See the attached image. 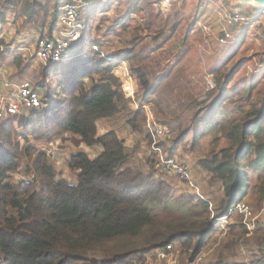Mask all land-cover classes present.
<instances>
[{
  "label": "trees",
  "instance_id": "16d2710c",
  "mask_svg": "<svg viewBox=\"0 0 264 264\" xmlns=\"http://www.w3.org/2000/svg\"><path fill=\"white\" fill-rule=\"evenodd\" d=\"M139 2L131 0L127 12L134 13ZM8 11L28 23H44L50 16L47 38H52L60 12L59 7L47 12V5L39 0H0V23L6 21ZM94 28L88 17L72 58L64 64V77L59 78L62 62L43 67L34 77L33 87L43 93L40 107L0 120L4 121L0 124V264H134L135 256L170 243L193 261L218 229L213 216L224 215L248 194L264 201V94L259 100L253 97L254 85L248 82L235 100L227 102L224 91L234 69L215 72L216 87L207 90V97L215 98L206 104L204 116L212 117L220 107L237 102L240 105L232 113L241 114L221 125L226 146L198 161L211 184L218 185L219 196L211 203L194 198V193L176 196L174 179L165 178L173 176L154 168L153 159L147 172L137 171L127 162L130 151L115 130L98 133L97 122L121 109L133 131L145 121L142 109H129L114 73L121 62L128 63L139 102L151 101L152 81L145 58L135 50L139 43L135 37L105 58ZM164 34L160 30L152 40H167L169 35ZM0 45H5L3 37ZM13 64L18 72L29 65L21 54L14 55ZM188 133V126L179 125L169 153ZM64 134L77 137L78 144L101 147L92 158L83 151L69 155L67 168L75 174L73 182L59 178L50 156L35 146ZM202 135L196 134L193 143ZM20 136L28 146L21 144ZM31 138L33 143L28 142ZM24 159L31 177L11 183ZM263 223L264 219L257 229ZM242 233L247 234L243 226ZM257 252L248 264H264V245Z\"/></svg>",
  "mask_w": 264,
  "mask_h": 264
},
{
  "label": "rangeland",
  "instance_id": "374dc122",
  "mask_svg": "<svg viewBox=\"0 0 264 264\" xmlns=\"http://www.w3.org/2000/svg\"><path fill=\"white\" fill-rule=\"evenodd\" d=\"M39 1L46 4L47 12H50L54 7L58 9L59 1L61 0ZM130 1L131 0H91L89 5L81 10L80 19L85 22L88 17L92 18V24L93 27H95L93 35L99 41L100 48H102L101 50L110 56L113 55L117 49L127 47L131 38L135 37L136 40H138L139 43L135 50L140 56L145 58L144 65H146L145 67L150 77L152 74L155 81L153 86H156L155 84L158 86V89L157 87L151 89V101L148 102L153 107L157 121L167 125L172 132L171 139H169L168 142L161 141L159 144L164 150L169 152L167 148L173 147L179 125L182 127H189V133L186 139L177 147L178 153H172L178 160L189 166L192 179L198 188L199 194L211 203L212 199L219 196L218 191H216L218 185L216 183L211 184L207 179L205 171L198 165V161L209 156L211 151L226 146V141L223 140L224 137L220 131L221 125L228 124L230 120L239 119L241 116V114H238L236 111L232 113L233 109L224 106L216 110V115L207 118L204 116L206 104L212 102L215 98L214 96L207 97V90L209 89H206L205 77L208 73L212 74L214 77L211 70L214 66H217L224 57H222L221 54L218 56L219 50L216 49V46H207L204 41L208 37L206 32L201 28L194 31L192 30L196 23V20H193L192 16L193 13L197 12L198 6L201 3V9L197 14H201L202 17L207 18L206 20L212 22L211 20L214 18L213 14L215 13L212 9L210 10L207 8L205 6L206 4L203 1L201 2V0H171L164 13L155 10L152 5L154 0H140L139 4H137L136 11L133 13L134 15L130 17V14L127 13ZM227 1L229 3L232 2L231 0ZM224 2H226V0H224ZM224 5L228 7L235 6V4L231 6L225 3ZM240 6L242 8L244 5ZM49 19L50 16L47 17V20ZM214 24L215 23H213V27ZM213 27V33H216L218 29ZM40 28L41 23L38 21L28 23L18 16L15 17L13 14L9 17L8 13L7 21L0 23V37H3L4 40L6 38V40L9 41L8 43L17 42L18 46L21 44L23 47V51L14 49L13 52L6 53L7 50L5 49V54L0 53V67L6 74L5 77L7 81L24 78L33 84L35 75H38V72L45 67L42 62L34 58L28 61L29 65L21 72H18L13 64V58L16 53H20L26 59L31 58L30 52L33 50V44L39 34ZM160 30L165 33V36L169 35L167 38L170 39L167 41L165 38H161L164 44L161 49L157 42L149 46L152 38H154L156 33ZM75 47L76 44L73 46L72 50ZM27 48L29 49L27 50ZM248 48L249 47H247V49ZM106 50H108V52ZM150 51H152L154 55L148 56L150 55ZM146 52L149 53L147 57L144 56ZM244 52H246L247 55L249 51L245 49ZM252 53L255 55V59L241 60L240 63L245 61L248 66H244L245 68L240 70V76L242 77H238L244 78L247 82H251V84L254 85L253 97L259 100L264 94V65L259 66V64H262L261 62L264 63V38L262 39V46ZM241 55L242 52L236 59L244 57V55ZM71 58L72 56L67 60ZM166 60H168V63H165ZM66 62L68 61L61 63L59 78L64 77L66 71L64 64ZM255 67H258V69ZM225 69L228 70L227 72L230 70L228 66L225 67ZM237 72L238 71H236V73ZM20 74L21 76H19ZM11 75L13 76L11 77ZM163 75L165 76L162 77ZM233 77L227 82V84H229L231 81L232 87L228 86L224 91V97L227 102L235 100L237 95L244 90L240 89L242 81L241 83L237 81L238 86L234 85V81L239 78L234 79ZM32 79L34 80L32 81ZM213 80L215 83V79ZM13 82L17 83L19 81ZM54 84L56 83L54 82ZM40 91L38 92L42 99L43 93ZM131 109L136 110L133 107H131ZM24 113H27L26 109L21 112V114ZM118 115L120 116L114 118L112 120V125L105 127V130H116L119 138L128 139L131 144H135V149L131 150L130 159L127 162L130 163L132 167L136 168L137 171L144 170L147 172L149 163L152 164L153 154L151 151L152 140L146 134L144 124H142L139 131H133L127 123V114L125 111L121 109ZM218 120L221 122L216 124L215 128H212L211 125ZM2 122L4 121H1L0 124ZM201 133H204V135L194 144L193 139L195 135ZM18 139H20L22 145L28 146L29 143L23 142L21 136ZM33 141L34 140L31 138V141L28 142L33 143ZM35 143V146H37L36 148L39 150L43 149L47 152L53 149L57 151V155L50 158L55 164L58 177H64L69 182H73L75 179V174L67 168L70 153L85 150L90 156L96 154V146L87 147L82 143L78 144V138L69 134L58 136L50 143ZM128 147L130 149V146ZM27 166L28 163L24 159L23 163L19 165V170L9 179L10 182L17 184L19 180L25 181V179L30 178V173L27 174L25 170ZM153 167H155V165H153ZM251 175L252 174H250V176ZM169 177L170 176H167L165 178L174 179L176 196L187 197L194 193L196 197L194 195L193 197L199 198L187 184L179 181L176 177L174 178V176ZM253 181L254 179H252V183H254ZM258 200L255 194H249L244 201L253 206L254 209H258L260 206L264 205V201L260 203ZM217 207V200H215L213 201L212 209L216 211L215 209H217ZM215 225L218 228L216 233L210 238L208 244L193 262L188 259L187 254L178 245L173 244V252L167 260L158 259L154 249L135 256V263L222 264L241 261L248 264L251 259L258 256V246L264 245V223L251 234L242 233V225L238 217H233L226 222ZM232 225H234V227L230 228ZM199 257L201 258L200 260H198Z\"/></svg>",
  "mask_w": 264,
  "mask_h": 264
},
{
  "label": "built area",
  "instance_id": "2783aa9c",
  "mask_svg": "<svg viewBox=\"0 0 264 264\" xmlns=\"http://www.w3.org/2000/svg\"><path fill=\"white\" fill-rule=\"evenodd\" d=\"M90 1L91 0H62L59 5L60 12L57 19L56 35L52 38H37L34 50L31 54L32 57L42 62L45 66L65 62V60L67 61L71 55L73 46L80 41L82 31L85 27V22L80 19L79 12L87 6ZM204 1L214 10L224 25L222 34L216 37L220 45H227L233 38L231 29H229L230 26L236 24H251L253 22L254 17L251 14L231 11L224 5L222 0ZM170 2L171 0H154L152 5L157 12L164 13ZM257 14L259 16H264V6L258 8ZM199 26L207 35L213 34V30L208 23L200 22ZM205 85L206 89L209 90L215 87L214 80L208 74L205 77ZM122 90L125 96L131 101L133 108L142 109L144 112V128L146 134L152 140L151 151L155 165L154 168L162 172L165 171L178 178L179 181L192 188L200 199L205 200L198 192V188L192 179L189 166L178 160L173 153L164 150L159 144L161 141L168 142L169 139H171L172 132L167 125L157 121L153 107L149 102L142 103L137 101L133 82L128 72H126L125 79L122 82ZM40 106L41 100L39 92L33 87L29 80L11 84L6 89L0 91V120L8 115L21 113L22 110ZM46 153L50 157L57 155V151L53 149ZM19 182H21V180H19ZM233 217H238L241 225L247 231V234H251L256 231L258 223L264 219V205L260 206L258 209H254L253 206L244 200H239L230 206L224 215L213 216V222L214 224H218L226 222ZM154 251L158 259L167 260L173 252V244L163 245L156 248ZM200 259L199 257L198 260Z\"/></svg>",
  "mask_w": 264,
  "mask_h": 264
},
{
  "label": "crops",
  "instance_id": "0c3cea01",
  "mask_svg": "<svg viewBox=\"0 0 264 264\" xmlns=\"http://www.w3.org/2000/svg\"><path fill=\"white\" fill-rule=\"evenodd\" d=\"M202 1L206 4L205 6L211 10V8L208 6V4L204 0H201V2ZM222 1H223V3L228 4V5H231V6H233L235 4L234 7H228L227 5H225L231 11L233 10V11H239V12L246 13V14H251L254 17L253 18V22L251 24H236V25L230 26L229 29H231L233 38L229 41V43L227 45H225V46L224 45H220L217 42V39H216L217 36L216 35L219 36V35L222 34V29H223L224 25L220 21L219 17L217 15H215L216 14L215 12H214L215 14H213L214 18H212V20H211L212 22H210V20L209 21L206 20L207 18L206 17H202L201 14L200 15H199V13L197 14V12H199V10L201 9V6H202V3H201L199 6L197 5L199 7L198 10H197V12L196 13H193L192 19L193 20H196V23L194 24V22H193L194 27H193L192 30L194 31V30H196L198 28L200 29V26H199L200 22H202V23L203 22L208 23L211 28L213 27V23L216 24V27H215V24H214V27L213 28L218 29L217 32L216 33H213L212 34L213 36L208 35L207 39H205L204 41L207 44V46H211V47L216 46L217 47L216 49L219 50L218 56L221 54L222 57H224V59L223 58H222V60L220 59L221 61L218 63L217 66H214V68L211 71H212V73H213L214 76H215V72L216 71L224 74V73H228L227 72L228 70H226L225 67L228 66V68L230 69L231 66H232L231 69H234L233 76L235 75L233 78L236 79V78L242 77V76H240V70H242V69H244L245 67L248 66L247 63H245V61H243V63H240L241 60H246V59H251L252 60V59H255V55L252 52L254 50L257 51L262 46V39L264 38V16H259L257 14V10H258V8H260V7L264 6V5H255L253 2L241 3L238 0H231L232 2H230V3L227 0H226V2H224V0H222ZM61 2H62V0L59 1V5H60ZM240 5H244V6H242V8H241ZM85 7H87V6H85ZM7 13L9 14V17H10V15L13 14V13H11L9 11ZM7 13H6V21H7ZM128 14H130L129 15L130 17H132L134 15L133 13H128ZM195 17H196V19H195ZM49 20H46L44 23H41L40 22L41 23V28H40V30L38 32L39 34L36 37L35 42H36L37 38H40V36H39L40 33L43 34L42 37H46L47 38V35H48V26H49L48 21ZM56 33H57V22L55 23V26H54V28H53V30L51 32V37H54L56 35ZM169 39H167V41ZM8 42L9 41H7L6 38H5V45H0V52L1 53H4L5 49L7 50L6 53H11V52L14 51V49H16L17 51H23V47L21 46V44L18 43L20 45V46H18L17 45V42L16 43H13V42L12 43H8ZM35 42L33 44V50H34ZM154 42H157L159 44V48L160 49L164 45L163 42L161 41V38H158V39L152 40L151 43H149V46L153 45ZM13 47H16V48H13ZM247 47H249V48L247 49ZM28 49L29 48H27V50ZM245 49L247 51H249V52H247V55H246V52H244ZM33 50L30 52L31 58L30 59H27V62L32 60L33 57H32L31 54H32ZM106 51L108 52V50H106ZM241 52H242V55L241 56L244 55V57L239 58V59H236V58L239 57V54ZM16 54H20V53H16ZM101 54H102V57H105V58H106V56H108V54H106L103 50H102ZM148 54L149 53L146 52V54H144V56L147 57ZM151 55H154V54H152V51H150V55H148V56H151ZM107 59H108V57H107ZM157 62H158V59H157ZM165 63H168V60H166ZM261 63L262 64H259V66L260 65H264L263 62H261ZM223 65H224V67H223ZM47 67H49V66H47ZM255 68L258 69V67H255ZM128 69H129L128 68V63L125 62V61H123L114 70L115 75L120 78L121 84H122L123 80L125 79L126 72H128L130 74V72H129ZM236 71H238V72L236 73ZM5 75L6 74L4 73V71L1 70V67H0V91L6 89L11 84H16V82H13V81H19V82H21V81L27 80V79H24L23 78V79H20V80H11V81L8 80L7 81V78L5 77ZM208 75H210L213 79H215L212 76V74L208 73ZM12 76L13 75H11V77ZM19 76H21V74ZM130 76H131V74H130ZM158 77H160V76H158ZM150 78H151V81L153 83L151 85L152 89H154L156 87L158 89L157 84H155L156 86H153L154 83H155V81H154V78H153L152 74H151V77ZM131 79H132L133 86H134V91H135L136 90L135 81L133 80V77L132 76H131ZM237 81H239L240 83L242 81V83L240 84V89L241 90L248 83L244 78H239V79H237V80L234 81V85L235 86H238ZM19 82H17V83H19ZM231 83L232 82L230 81L229 84H226V87H228V86L229 87H232L231 86ZM125 98H127V97L125 96ZM128 105H129V109L131 107H133L130 100L128 102ZM232 105H233V108H232ZM239 105H240L239 103H232V104L228 103L224 107L229 108V109L236 110ZM246 105H247V103H244L243 104V107L246 108L247 107ZM118 116H120V115H118V113H116L111 118L104 119V120H100L99 122H97L98 133H103L104 131H106L105 130V127L111 126L112 125V120L114 118H117ZM122 139L124 140L125 145L127 146L128 149H129L128 146H130V149H129L130 152H131V150H134L135 149V147H134L135 144L134 145L131 144L128 139H125V138H122ZM131 146H132V148H131ZM100 150H101V147L100 146H96V152H95L96 154L93 155V156H90L85 150H82V151L85 152L86 154H88V156L92 158V157H95L100 152ZM177 150L178 149H176L175 151H173V153H178ZM183 156H184V154H183ZM245 199H247V198H245Z\"/></svg>",
  "mask_w": 264,
  "mask_h": 264
},
{
  "label": "water",
  "instance_id": "95a60500",
  "mask_svg": "<svg viewBox=\"0 0 264 264\" xmlns=\"http://www.w3.org/2000/svg\"><path fill=\"white\" fill-rule=\"evenodd\" d=\"M241 3L253 2L255 5H264V0H238Z\"/></svg>",
  "mask_w": 264,
  "mask_h": 264
},
{
  "label": "bare ground",
  "instance_id": "6f19581e",
  "mask_svg": "<svg viewBox=\"0 0 264 264\" xmlns=\"http://www.w3.org/2000/svg\"><path fill=\"white\" fill-rule=\"evenodd\" d=\"M66 61V60H65Z\"/></svg>",
  "mask_w": 264,
  "mask_h": 264
}]
</instances>
